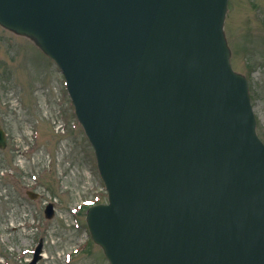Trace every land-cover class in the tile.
<instances>
[{
  "label": "water",
  "instance_id": "water-1",
  "mask_svg": "<svg viewBox=\"0 0 264 264\" xmlns=\"http://www.w3.org/2000/svg\"><path fill=\"white\" fill-rule=\"evenodd\" d=\"M226 8L0 0V22L68 76L110 192L87 218L112 264H264V144Z\"/></svg>",
  "mask_w": 264,
  "mask_h": 264
},
{
  "label": "rangeland",
  "instance_id": "rangeland-1",
  "mask_svg": "<svg viewBox=\"0 0 264 264\" xmlns=\"http://www.w3.org/2000/svg\"><path fill=\"white\" fill-rule=\"evenodd\" d=\"M224 24L232 65L249 80L264 140V0H229ZM59 71L33 40L0 25V126L8 134L0 149L1 263L7 256L8 264H26L31 256L25 248L42 235L40 264H64L66 258L109 264L93 241L81 249L91 238L86 207L106 201L107 193ZM27 188L40 197L29 198ZM49 201L55 202L52 218L44 214ZM19 252L25 259L18 260Z\"/></svg>",
  "mask_w": 264,
  "mask_h": 264
}]
</instances>
